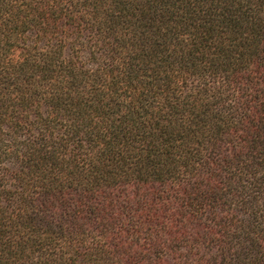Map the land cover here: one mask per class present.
<instances>
[{
	"label": "trees",
	"instance_id": "1",
	"mask_svg": "<svg viewBox=\"0 0 264 264\" xmlns=\"http://www.w3.org/2000/svg\"><path fill=\"white\" fill-rule=\"evenodd\" d=\"M0 264H264V0H0Z\"/></svg>",
	"mask_w": 264,
	"mask_h": 264
}]
</instances>
